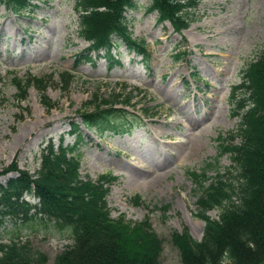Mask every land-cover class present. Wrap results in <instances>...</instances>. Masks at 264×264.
Masks as SVG:
<instances>
[{
  "label": "rangeland",
  "instance_id": "rangeland-1",
  "mask_svg": "<svg viewBox=\"0 0 264 264\" xmlns=\"http://www.w3.org/2000/svg\"><path fill=\"white\" fill-rule=\"evenodd\" d=\"M151 3L136 0L126 14L129 31L146 54L119 39L110 55L81 37L76 0H34L35 10L21 14L0 4V182L17 176L8 170L11 165L37 174L50 141L56 148L62 142L74 145L79 138L70 133L72 123L96 95L129 97L131 106L122 108L137 125L115 134L106 130L105 137L84 129L72 155L79 157L84 178L116 177L107 196L112 218L124 217L132 225L148 220L163 241L160 263L183 264L173 233L187 228L201 240L205 231L197 205L203 189L189 171L230 176V155L220 156V144L240 121L231 91L264 49V0H198L182 32L159 21ZM180 51L185 54L177 57ZM64 71L75 77L67 85L59 75ZM33 77L47 78L44 92L32 85L19 100L14 79ZM193 140L199 147L191 151ZM24 197L39 202L33 194ZM209 214L218 217L219 210ZM47 219L18 224H23L19 235L47 255L42 264H56L73 238ZM18 225L7 220L0 243H8L15 236L9 231Z\"/></svg>",
  "mask_w": 264,
  "mask_h": 264
},
{
  "label": "trees",
  "instance_id": "trees-1",
  "mask_svg": "<svg viewBox=\"0 0 264 264\" xmlns=\"http://www.w3.org/2000/svg\"><path fill=\"white\" fill-rule=\"evenodd\" d=\"M135 1L76 0L81 37L91 43V48H105L108 55L113 46H118L119 39L131 51L146 54L127 24V11L135 6ZM197 2L152 0L150 10L158 13L159 21H169L174 31L182 32L189 28L190 13ZM0 4L16 14L35 10L34 0H0ZM183 54L178 53L177 57ZM82 60L78 58L77 65ZM59 75L63 85L75 78L71 71ZM46 82V77L26 81L15 78L20 90L18 99L25 100L32 85L44 92ZM231 92L240 121L230 139H222L220 144V156L230 155V176L208 178L206 171H189L197 187L203 189L197 205L205 231L201 240L187 228L173 233L183 264H264V49L242 70L241 82ZM130 102L120 93L110 99L96 95L89 102V109L79 111L80 119L72 123L70 133L79 138L74 145L65 146L62 142L56 148L50 141L42 150V167L35 175L11 165L8 170L17 172V176L6 184L0 182V228L7 220L18 225L47 216L73 238V244L57 255L56 264H161L163 241L148 220L132 225L124 217H111L107 196L116 177L106 174L96 181L84 178L79 157L72 155L83 139L84 129L105 137L106 130L115 134L126 126H136L127 108H122L130 107ZM117 105L121 108L117 109ZM118 115L121 121L115 120ZM25 193L35 195L39 202L30 203ZM134 201L140 204V195ZM214 209L219 210L218 217L209 214ZM22 225L9 231L15 236L8 243H0V264L47 261V255L29 239H21Z\"/></svg>",
  "mask_w": 264,
  "mask_h": 264
},
{
  "label": "bare ground",
  "instance_id": "bare-ground-1",
  "mask_svg": "<svg viewBox=\"0 0 264 264\" xmlns=\"http://www.w3.org/2000/svg\"><path fill=\"white\" fill-rule=\"evenodd\" d=\"M190 131V130H189ZM189 133V132H188ZM187 136V135H186ZM203 136V135H202ZM21 137V136H20ZM23 137V136H22ZM22 139V138H21ZM198 140V139H197ZM197 140H193V142H192V150L191 151H193V150H196L198 147H199V142L197 141ZM20 141V140H19ZM197 147V148H196ZM149 150V152H150V154H154V153H157V152H155V150L154 151H151V149H148Z\"/></svg>",
  "mask_w": 264,
  "mask_h": 264
}]
</instances>
